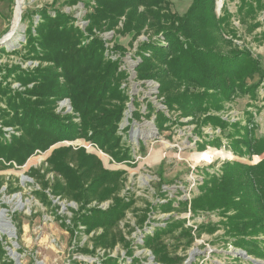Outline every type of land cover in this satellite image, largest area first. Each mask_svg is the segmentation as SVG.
<instances>
[{
	"label": "trees",
	"instance_id": "obj_1",
	"mask_svg": "<svg viewBox=\"0 0 264 264\" xmlns=\"http://www.w3.org/2000/svg\"><path fill=\"white\" fill-rule=\"evenodd\" d=\"M92 1L93 5L86 4L90 11L86 35L70 16L38 11L41 21L35 28V36L31 29L27 34V50L33 55L29 59L46 62L48 66L33 71L6 67L8 75L13 71L16 82L26 89L21 92L0 84V96L6 98L10 111L0 108V170L13 168L14 164L22 167L36 152H46L58 143L80 138L112 154L117 162L129 159L128 151L120 150L121 138L117 135L127 102L121 89L126 74L119 71V62L107 57L105 42L99 36L105 32L129 36L131 44L140 36L148 37L137 52L141 59L137 77L158 80L167 106L183 115L220 111L225 102L236 96L256 95L264 79V65L251 51L231 48L232 41L224 38L230 14L218 17L215 0H191L183 15L171 10L170 0ZM241 1V11L246 8L248 17L256 19L264 11V0ZM259 26L258 22L253 27ZM31 84L33 87L28 88ZM63 99H70L79 123L56 111ZM161 116L158 115L160 127L164 118ZM205 122L220 126L223 131L231 127L227 137L235 156L251 160L255 155H264V136H258L255 129L238 123L229 125L218 117H209ZM4 127H12L10 140ZM71 152L70 147L55 149L48 160L54 172L63 177L53 188L56 196L62 194L88 204L97 198L102 203L121 192L124 172L106 171L97 157L86 154L83 148L73 156ZM72 160H76L77 166H70ZM221 171L222 175H209L191 209L194 214L217 212L225 221L221 224L226 242L243 249L248 256L264 260V158L256 164L226 162ZM3 185L0 181V189ZM16 189L10 192L16 193ZM114 204L107 211L93 208L83 214L77 212L80 215L73 218L72 227L81 224L83 233L103 229L101 235L93 238L95 248L112 250L117 238L126 243L116 226L133 202L116 197ZM44 205L49 207L51 203ZM180 206L186 207L183 202ZM174 211L172 204L164 208L165 213ZM182 223H168L145 238L143 247L150 248L159 263L181 264L178 256H171L163 238ZM210 227L203 225L201 230L214 233L220 226L216 230ZM66 228L71 229L68 225ZM182 231L190 246L191 230ZM4 255L0 244V260ZM118 261L107 257L104 263L118 264Z\"/></svg>",
	"mask_w": 264,
	"mask_h": 264
},
{
	"label": "rangeland",
	"instance_id": "obj_2",
	"mask_svg": "<svg viewBox=\"0 0 264 264\" xmlns=\"http://www.w3.org/2000/svg\"><path fill=\"white\" fill-rule=\"evenodd\" d=\"M170 2L171 10L179 15L185 14L191 5V0ZM215 2L218 17L230 14L224 38L232 41L231 48L251 51L264 65V11L253 19L246 16V8L241 11V0ZM86 4L93 5L94 2L24 0L20 29L9 44L0 45V84L3 88L9 86L21 92L26 89L16 82L13 71L8 75L6 67L33 71L40 66H48L46 62L29 59L33 55H29L27 50V34L31 29L35 36V28L41 21L37 12L47 10L51 16H55L56 12L64 13L72 17L74 25L86 35L89 25L87 15L90 12ZM16 6V0H0V40L11 31ZM258 22L261 26L254 28ZM121 28L122 23L119 25ZM99 36L105 42L107 57L119 62V71L126 74L121 81V89L127 102L117 135L121 138L120 150H127L129 159L117 162L112 154L80 138L74 142L58 143L46 152H36L22 167L14 164L13 168L0 170V181L4 183L0 189V244L5 250L0 264H103L107 262V257L119 260L118 264H162L150 248L143 247L144 240L153 235L157 228L166 227L174 221L183 222L182 226L164 236L163 241L168 244L171 256L181 259V264H264V260L248 256L243 249L233 246L230 241L226 242L221 224V221H225L217 212L194 214L191 209V203L200 194L206 179L210 174L222 175L221 170L226 162L256 164L262 160L264 155H255L251 160L235 156L227 137L232 132L231 127L227 126L223 131L220 126L206 123L205 119L218 117L229 125L238 123L242 127L255 129L256 134L263 137L264 79L254 96H236L232 101L225 102L220 111L183 115L181 111L167 106L158 80H140L137 77V67L141 62L137 52L142 42L148 39L147 36H140L132 44L129 36L118 33L105 32ZM116 46L126 52L122 53ZM32 87L33 84L28 86ZM0 99L1 110L10 112L6 98L0 96ZM56 111L71 116L74 122H80L70 99L59 101ZM159 114L164 117L161 127ZM4 130L8 132L6 137L10 140L12 127H4ZM62 147L72 149L70 156L83 148L86 154L96 156L106 171L124 172L121 192L102 203L97 198L88 204L70 200L62 194L56 196L53 188L63 181V177L54 172L48 160L55 149ZM70 166H77L76 160H72ZM15 189L18 190L16 193L10 192ZM116 197L133 202L116 226L117 233L121 232L126 243L117 238L112 243L116 244L112 250L102 246L95 248L93 238L101 235L103 229L83 233L81 224L72 227L73 218L80 215H76L77 212L83 214L93 208L107 211L115 205ZM181 202L186 207L180 206ZM48 203L51 206L44 205ZM168 204H172L174 212H164ZM84 205L86 209L82 208ZM66 224L71 229L68 230ZM203 225H211L210 228L215 230L220 227L211 233L201 230ZM182 229L191 230L193 241L190 246ZM128 252L132 255L129 256Z\"/></svg>",
	"mask_w": 264,
	"mask_h": 264
},
{
	"label": "bare ground",
	"instance_id": "obj_3",
	"mask_svg": "<svg viewBox=\"0 0 264 264\" xmlns=\"http://www.w3.org/2000/svg\"><path fill=\"white\" fill-rule=\"evenodd\" d=\"M16 2H17V6L15 12V18L10 33L3 38L2 43L4 44H9L14 39L16 32L20 29L21 26L20 19L22 14V4L24 0H16Z\"/></svg>",
	"mask_w": 264,
	"mask_h": 264
},
{
	"label": "water",
	"instance_id": "obj_4",
	"mask_svg": "<svg viewBox=\"0 0 264 264\" xmlns=\"http://www.w3.org/2000/svg\"><path fill=\"white\" fill-rule=\"evenodd\" d=\"M21 20V19H20ZM3 42V39L2 40H0V45H1V43ZM264 158V156L262 157V159Z\"/></svg>",
	"mask_w": 264,
	"mask_h": 264
},
{
	"label": "built area",
	"instance_id": "obj_5",
	"mask_svg": "<svg viewBox=\"0 0 264 264\" xmlns=\"http://www.w3.org/2000/svg\"><path fill=\"white\" fill-rule=\"evenodd\" d=\"M6 130V129H5ZM8 135V134H7Z\"/></svg>",
	"mask_w": 264,
	"mask_h": 264
}]
</instances>
